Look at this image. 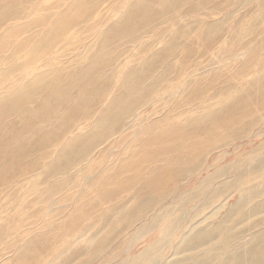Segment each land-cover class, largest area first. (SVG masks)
<instances>
[{"label":"bare ground","instance_id":"6f19581e","mask_svg":"<svg viewBox=\"0 0 264 264\" xmlns=\"http://www.w3.org/2000/svg\"><path fill=\"white\" fill-rule=\"evenodd\" d=\"M3 1L11 6L10 1L0 0V9L6 6ZM69 1L72 2L67 7ZM96 1L59 0L50 7L53 13L48 19H34L36 7L25 6H30L27 0H11L13 7L20 6L24 11L19 10L11 16L13 19L0 24V70L2 73L7 71L6 79L4 74L0 79V196L13 186L12 190H16L10 197L2 195L0 207L18 197L11 213L5 218L0 216V264H58L62 260L61 264H75L78 260V264H92L107 252L103 253L106 248L135 226L139 225L136 227L139 235L149 231L154 225L153 218L147 222L155 211L153 202L160 205L162 201L159 203V200L163 197L158 198L159 194L170 187L166 182L167 167L161 165L166 162L168 165L180 164L188 159L200 167L201 155H190L193 152L176 154L188 150V141L208 130L199 127L200 118L206 117L215 126L222 124L227 127L223 130H227L234 117L238 121L247 116V101L238 100L212 111L217 108L216 102L223 100L220 97L239 91L240 85L252 84L244 93L245 99L259 94L264 101V74L255 81L243 76L254 64L261 48L255 44L249 56L236 51L222 55L236 10L220 21L209 18L201 26V18L193 20L190 16L211 8L208 5L216 0H117L115 5L119 4V7L114 6L112 10L120 11L121 6L125 8L131 2L123 13V20L112 25L101 13L93 16L99 12L95 8ZM253 2L257 0H242L240 4ZM213 6L216 9L215 3ZM11 10L12 7L7 14ZM29 10L32 15L26 14ZM92 19H101L96 28L101 27L93 35H89L93 30L91 27L84 35L77 36L82 32L77 28L78 22L86 23ZM236 19H239L235 23L240 27L243 17ZM38 20L42 24L35 32ZM198 26L201 27L197 29ZM193 33L196 35L192 37ZM58 41H61L59 45L78 41L81 51L77 49L67 56L62 55L66 49L64 46L59 49ZM161 42H164L163 48L158 49L157 43ZM13 46L12 55L7 56ZM28 47H31V57L25 63L17 64L15 58L12 65L10 61H4ZM242 48L246 45L240 46L239 50ZM179 52L182 53L180 58ZM218 53L221 64L215 67L211 59L214 60ZM177 58L180 59L178 63L173 62ZM56 62L60 65L51 68ZM35 64L36 68L29 71V66ZM203 64L210 66L201 68ZM162 69L164 71L160 73ZM62 71L67 72L71 87H85L80 105V98L73 101L70 97L62 108L65 102V95L60 93ZM259 71L261 69L255 72ZM22 72L26 74L21 75ZM205 74L206 77L199 79ZM234 80H239V86L232 84ZM5 82L10 83L6 89ZM113 85L116 86L111 90ZM216 88L218 91L211 94ZM86 97L90 100L102 97L105 102L101 107L105 110L90 117L86 108L78 116ZM56 109H59V115ZM195 111H201L203 115L194 118ZM54 115H57L55 119ZM43 121L47 125L45 128L41 126ZM14 122L18 126L14 130L16 135L10 128ZM186 122H190L189 125H184ZM241 125L240 132L249 128L246 123ZM127 131L132 132L129 139H133L128 145L123 143ZM36 135L41 151L29 149L30 153L20 154L21 146L30 144L34 147L31 144ZM14 136L23 138L11 139ZM138 138L143 140H136ZM40 152L43 156L39 158ZM121 153L126 156L121 157ZM143 163L147 164L145 169ZM142 169L145 170L143 177ZM257 169L263 171L261 167ZM130 170L134 172L133 177L124 178L116 187L115 179ZM222 176L228 177L227 174ZM244 177L222 184L238 192L243 204L251 194L262 193L254 190L250 186L253 182H245ZM40 180L46 187L38 188L36 192ZM68 182L78 186L75 191L70 185H61ZM140 189L142 194L150 197L146 200H152V204L143 207L137 202L136 195H142L137 193ZM125 192H132V195H125ZM44 202L49 203L47 211L40 207L34 209ZM242 205L235 210H241ZM156 215L159 214L153 217ZM86 221H89L90 229L74 236L76 229ZM225 223L227 221L223 220L220 224ZM85 250L87 255H93V260L82 261L86 257ZM64 254L67 255L65 258L62 257ZM95 255H98L96 259Z\"/></svg>","mask_w":264,"mask_h":264},{"label":"rangeland","instance_id":"374dc122","mask_svg":"<svg viewBox=\"0 0 264 264\" xmlns=\"http://www.w3.org/2000/svg\"><path fill=\"white\" fill-rule=\"evenodd\" d=\"M8 1H10L11 6H8L5 1L2 2V4H6V6L0 9V12L3 13H0V24L6 20L13 19L11 17L12 15H15L19 10H23L20 6L13 7L14 4H12L11 0ZM58 1L59 0H27V4H30V6H25L36 7V12L32 15L31 10H29L26 14L32 15V18L34 19H48L53 13V9H50V7ZM116 1L117 0H107L105 2L103 0L96 1L95 8H98L99 12L95 13L93 16L101 13L106 17L105 20H108L109 24L112 23V25L121 22L124 18L123 13L128 10L126 7L131 1L127 3L125 8L122 6L120 7L119 10L121 12L112 10L114 6L116 9L119 7V4L115 5ZM241 1L242 0H230L229 3H225L223 0H216L214 2L216 9L213 6L214 3L208 5L215 10L209 8L197 15H191L190 17L193 20L201 18L202 23L200 25L203 26L205 25V21L209 18H215L214 21H220L223 17L229 15L230 12L233 13L236 10V16L232 17V31L225 38L226 51L223 52L222 55H230L236 51L238 53L245 52L247 56H249L253 46L255 44L256 46H259L261 50L258 57L255 58L256 60L254 64L250 66L247 73L243 75L251 78L252 81H255L259 75L264 74V0H257V2H253L251 4L244 3L243 5L240 4ZM71 2L72 1H69L67 3V7ZM33 4L35 5L31 6ZM229 5L230 7H228ZM11 7V12L7 14ZM240 17H243V20L239 27V25H236L235 22L239 20L236 18ZM142 19L145 20L144 18ZM100 20L101 19H92L86 23L81 22V24L78 22L79 25H77V28L82 29V32L77 36H80L83 33L85 34L86 30L91 27H93V30L89 32V35H93V33L101 27L96 28V26L101 22ZM20 22L21 21H19V23ZM45 22L49 23L48 20ZM41 24L42 23L39 21V25L35 29V32L40 30L39 26H41ZM201 26H198L197 29ZM108 28L109 26H107L106 29ZM254 29L255 31L252 33ZM195 35L196 33H193L192 37ZM21 39L22 37L20 40ZM37 42L38 40L35 41V44ZM142 42L144 41L142 40ZM59 43H61V41H58L56 44L59 45ZM162 43L164 42H161V44L157 43L158 49L163 48ZM16 44L17 43H15V45ZM79 44L80 43L78 41L66 42L59 45V49H63L65 47L66 53L62 55L67 56L68 54H71L70 52L76 51L77 49L78 52L81 51V46L79 47ZM243 45H246V48L239 50V47ZM14 46L11 48V51L6 53L7 56L12 55ZM30 50L31 47H28L20 54L10 57V60L5 59L4 61H10V65H12L11 62L15 58L18 59L17 64H23L31 57L29 54ZM54 50L55 49L51 52L52 55H54ZM181 55L182 53L179 52L177 54L178 58H180ZM219 55L220 54L218 53L214 60L213 58L211 59V64L214 63L213 65L215 67L221 64L219 62L220 58H218ZM178 58L173 62L178 63L180 60ZM261 64H263V66L259 68V65ZM59 65L60 64L56 62L51 68ZM36 66L37 64L34 66L30 65L29 68L31 70L29 71L34 70ZM208 66L207 64H203L200 67L205 68ZM258 69H261V71L255 72ZM163 71L164 69H162L160 73ZM3 74L6 79L7 71L2 73L1 70L0 79L3 77ZM23 74L25 75L26 73L22 72L21 75ZM211 74L214 75L215 73L212 72ZM206 75L207 74L199 77V79H203ZM61 77L63 79V84L61 85L62 88L60 93L65 95V102L62 104V108L66 106L70 97L73 101H75L76 98H80L78 102V105H80L82 93H84L85 87L83 85L75 86V88L71 87V84L69 85L67 80V72L62 71ZM12 82L14 83L15 81H11V83ZM238 82L239 80H234L232 84L237 87L239 86ZM255 83L256 82H254L253 85ZM9 85L10 83L7 84L5 82L4 88L6 89ZM97 85L95 84V86ZM116 85H113L111 90H114V86ZM240 86L241 89L239 91H235L232 94L229 92L228 95L220 97L223 98V100L218 101L219 103L214 100L217 103V108L212 111L231 105L238 100L247 101V107H245L247 108V111H245L247 116H244L238 121H236L237 117H234L231 120V126L228 127L229 129L227 130H223L227 127L222 124L215 126V124H211L206 117L200 118L202 119V122L199 127H207L208 130L203 132L199 137L189 140L188 144L190 147L188 150L176 153L182 154L185 152H193L190 155H201L200 167L195 161H188V159L186 162L175 165H168L167 162L163 165L160 164L161 167H167L166 170L169 172V176L172 175L171 179L169 176L166 178V182L167 184L170 183V187L159 194L160 196L158 198L163 197L159 200V203L162 201L161 204L157 205L158 203H155L152 200H146L150 197H146L142 194L144 192H141V189L137 193L142 195H136L137 202L143 207L152 204L153 202L155 211L149 215L147 218L149 220L147 222L153 218L154 225L149 231L140 235L136 232V230H138L136 227L139 225L130 229V233H127L126 235L123 234V236L119 237L116 243H114L111 247L109 246L110 249H108V247L104 250L103 253L107 250L104 254L105 256L101 255V257L92 264H264V185H262L264 184V175H262L264 174V101H261L262 98L259 94H256L254 98L251 97L245 99L243 97L245 96L244 93L250 88V86H252V84L250 83L246 85V87L242 85ZM50 91L51 89H49L47 94ZM217 91L218 88L214 89L211 94H215ZM255 91H257V89ZM59 96L61 98L63 97L62 95ZM86 100L87 101L80 106L81 109L78 112V116L82 115V113L86 111V108L89 110L90 117L98 114L100 110H105L104 107H101L105 102L102 97L96 100H90L86 97ZM108 102L110 103V101ZM223 102L225 103L220 105V103ZM53 103L56 105L54 100ZM55 111L58 112L59 109H56ZM185 113H187V115L189 114L188 111H185ZM56 114L59 115V112ZM27 115L31 119H34L29 114ZM57 115H54L53 118L55 119ZM201 115H203L201 111H195L193 117L195 118L196 116L198 117ZM44 122L45 121L42 122L41 126L45 128L47 125L44 124ZM52 122L53 120H50V123ZM189 123L190 122H186L184 125H189ZM242 123L249 125V128L244 129V132H240ZM10 128L11 133H14V130L18 128L17 122L10 124ZM129 129H131L130 131L136 130V128ZM130 131L125 132L124 134L126 135L123 136V143H126V145L133 141V139H129L132 138V136L129 135V133L132 134ZM118 133L119 128L116 135H118ZM14 134L16 135V133ZM19 138L23 137L14 136L11 139L19 140ZM136 140L141 141L143 139L138 138ZM115 141H117V139ZM39 143V137L37 136L31 144L34 147L32 148L30 144L23 145L20 147V154L25 155L26 152L30 153L29 149H34L35 152L41 151L38 146ZM197 151H199V154H197ZM42 156L43 152L37 154V157L39 158ZM120 156L125 157L126 154L122 155L121 153ZM86 162H84V164ZM105 163L106 162H104V164ZM146 165V163H143V169L146 168ZM259 167H261L263 171L257 169ZM143 169L142 177L145 171ZM43 173L44 168L40 171V174ZM133 173L134 172L130 170L122 174L119 179H115L116 187L121 185L124 178L126 180L132 178L134 175ZM222 174H227L228 177L225 178L226 176L224 177ZM220 175L221 177H219ZM242 175H245V182H253L250 186L254 188V190L262 192L261 194H251L244 204L238 192L229 188V185H222L226 181L235 182L237 178ZM43 176L44 174L41 175V178ZM67 178L68 177H66V179ZM155 178L156 176L154 174L152 176V180L154 181ZM257 181H260L262 184L258 185L260 183ZM71 183L72 182L62 183L61 185H70L72 188L71 190L75 191L78 186ZM43 184L44 181L40 180L35 187L36 192L38 188L41 190L46 187ZM13 188L14 186L11 189H8L9 191H5L2 195H9V197L12 196L16 192V190H12ZM27 190L30 191L31 189L28 187ZM10 191L12 193H10ZM80 191H82V189H80ZM170 191L172 194H170L166 199L165 197ZM131 193L132 192H125V195L128 194V196H131ZM2 195L0 196V200L4 198ZM58 196H60V194ZM17 200L18 197H16V199L9 200L7 204L0 207V216L5 218L7 213H11V210L14 209L12 207L16 204ZM241 205V210H235ZM48 206L49 203L44 202L34 209L40 207L43 208L45 212L47 211L46 207ZM60 207L61 204L59 208ZM128 208H131V204L128 205ZM29 209H31V207H28V210ZM56 213H58V211ZM155 214L159 215L153 217ZM223 220L227 221L225 225L220 224ZM88 224L89 221H86L85 224L76 229L74 236H77L78 233H81L82 231L90 229V225L88 226ZM87 250L84 252V256L86 255V257L82 259L84 262L93 260V255L86 254ZM66 256V254L62 255L63 258ZM97 257L98 255L94 256L95 259ZM62 262L63 260L58 264H61ZM78 263H80L79 260L76 261L75 264Z\"/></svg>","mask_w":264,"mask_h":264}]
</instances>
